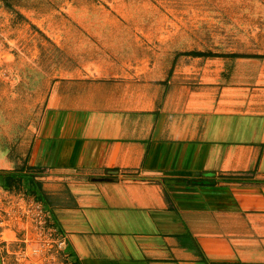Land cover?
I'll use <instances>...</instances> for the list:
<instances>
[{
	"label": "crops",
	"instance_id": "1",
	"mask_svg": "<svg viewBox=\"0 0 264 264\" xmlns=\"http://www.w3.org/2000/svg\"><path fill=\"white\" fill-rule=\"evenodd\" d=\"M90 47L50 83L19 168L57 243L74 264H264V55L194 49L213 55L157 74Z\"/></svg>",
	"mask_w": 264,
	"mask_h": 264
},
{
	"label": "rangeland",
	"instance_id": "2",
	"mask_svg": "<svg viewBox=\"0 0 264 264\" xmlns=\"http://www.w3.org/2000/svg\"><path fill=\"white\" fill-rule=\"evenodd\" d=\"M93 44L107 71L160 74L194 49L264 55V0H0V175L20 172L50 83L92 67ZM25 188L0 186V264H74L44 245L60 234Z\"/></svg>",
	"mask_w": 264,
	"mask_h": 264
},
{
	"label": "trees",
	"instance_id": "3",
	"mask_svg": "<svg viewBox=\"0 0 264 264\" xmlns=\"http://www.w3.org/2000/svg\"><path fill=\"white\" fill-rule=\"evenodd\" d=\"M182 54L191 55V56L213 55L211 52H200V51H188V52H183ZM24 179L26 178L23 177L20 173L15 174L13 172H9L7 174L0 175V186L3 190H11L17 182L23 181L27 185V189H29V192L35 194V198L38 201H42V196L37 192L39 187L38 183L32 184L31 182H28L27 184Z\"/></svg>",
	"mask_w": 264,
	"mask_h": 264
},
{
	"label": "built area",
	"instance_id": "4",
	"mask_svg": "<svg viewBox=\"0 0 264 264\" xmlns=\"http://www.w3.org/2000/svg\"><path fill=\"white\" fill-rule=\"evenodd\" d=\"M44 245H46L48 247H52V246H57L58 248L62 247V245L60 243L52 242V240L48 237H46V239L44 241Z\"/></svg>",
	"mask_w": 264,
	"mask_h": 264
}]
</instances>
